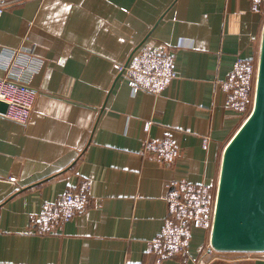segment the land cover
<instances>
[{"label": "crops", "instance_id": "obj_1", "mask_svg": "<svg viewBox=\"0 0 264 264\" xmlns=\"http://www.w3.org/2000/svg\"><path fill=\"white\" fill-rule=\"evenodd\" d=\"M263 27L252 0H11L0 62L4 49L32 54L37 96L27 124L0 116V264L153 262L148 246L173 183L218 181L246 119L227 107L220 81L237 57H259ZM143 44L174 53L176 77L159 95L134 92L120 76ZM147 139L171 140L178 156L144 154ZM83 180L88 207L61 231L37 234L44 203ZM209 238L195 227L186 255L162 264H205Z\"/></svg>", "mask_w": 264, "mask_h": 264}, {"label": "built area", "instance_id": "obj_2", "mask_svg": "<svg viewBox=\"0 0 264 264\" xmlns=\"http://www.w3.org/2000/svg\"><path fill=\"white\" fill-rule=\"evenodd\" d=\"M11 0H0V17L5 13ZM255 11H264V0H252ZM1 66L7 75L0 78V103L8 105L0 116L27 124L34 108L37 91L31 87L32 73L38 67L35 57L21 49H4ZM174 53L152 44L140 45L127 63L119 66L120 76L134 92L146 91L159 95L176 77ZM258 76V58L237 57L227 79L220 81L226 92L227 107L247 116L252 111ZM151 123H146L149 129ZM143 153L155 155L164 161H173L179 154L171 140L147 139ZM217 195V183L192 184L173 183L166 200L168 215L160 234L149 243L148 250L154 256L153 262L126 264H162L164 260L184 256L189 248L195 227L211 231ZM91 199V184L83 180L77 190L66 191L53 201L44 203L36 214L34 231L50 235L63 229L77 214L84 211ZM210 245L205 254L218 255Z\"/></svg>", "mask_w": 264, "mask_h": 264}, {"label": "water", "instance_id": "obj_3", "mask_svg": "<svg viewBox=\"0 0 264 264\" xmlns=\"http://www.w3.org/2000/svg\"><path fill=\"white\" fill-rule=\"evenodd\" d=\"M209 242L219 252H264V27L254 106L222 153Z\"/></svg>", "mask_w": 264, "mask_h": 264}, {"label": "rangeland", "instance_id": "obj_4", "mask_svg": "<svg viewBox=\"0 0 264 264\" xmlns=\"http://www.w3.org/2000/svg\"><path fill=\"white\" fill-rule=\"evenodd\" d=\"M225 253L222 254V257L220 260L217 259V260H214L213 262H212V258L213 256H216V254L210 257L207 256L209 257V259L207 258L208 260H205V264H209V263L210 264H252L256 259L264 257V253L261 254V253H255V252H251V253L225 252ZM256 263L259 264L260 261Z\"/></svg>", "mask_w": 264, "mask_h": 264}]
</instances>
